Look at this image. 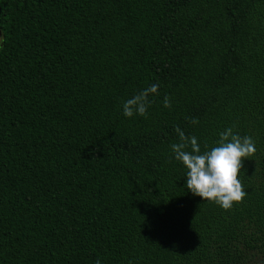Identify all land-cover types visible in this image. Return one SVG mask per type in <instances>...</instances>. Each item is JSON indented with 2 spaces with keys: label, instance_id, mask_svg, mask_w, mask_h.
<instances>
[{
  "label": "trees",
  "instance_id": "obj_1",
  "mask_svg": "<svg viewBox=\"0 0 264 264\" xmlns=\"http://www.w3.org/2000/svg\"><path fill=\"white\" fill-rule=\"evenodd\" d=\"M228 127L255 151L222 209L170 144ZM97 259L264 264V0H0V264Z\"/></svg>",
  "mask_w": 264,
  "mask_h": 264
},
{
  "label": "clouds",
  "instance_id": "obj_2",
  "mask_svg": "<svg viewBox=\"0 0 264 264\" xmlns=\"http://www.w3.org/2000/svg\"><path fill=\"white\" fill-rule=\"evenodd\" d=\"M157 93V85L151 84L121 102L122 115L143 116L150 101L149 94ZM163 106L169 104L168 97L162 100ZM192 123L197 121L193 118ZM177 142L170 144L172 159L179 161L186 169L184 187L203 200L214 202L222 209H230L233 202H239L246 194L238 178L241 158L250 157L254 143L250 136H239L232 128L218 133L215 146L201 152L195 136H185L180 128L175 129ZM94 264H102L100 259Z\"/></svg>",
  "mask_w": 264,
  "mask_h": 264
}]
</instances>
